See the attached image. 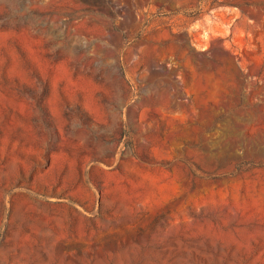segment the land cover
Here are the masks:
<instances>
[{
	"label": "rangeland",
	"instance_id": "1",
	"mask_svg": "<svg viewBox=\"0 0 264 264\" xmlns=\"http://www.w3.org/2000/svg\"><path fill=\"white\" fill-rule=\"evenodd\" d=\"M0 31V264H264V0H0Z\"/></svg>",
	"mask_w": 264,
	"mask_h": 264
},
{
	"label": "bare ground",
	"instance_id": "2",
	"mask_svg": "<svg viewBox=\"0 0 264 264\" xmlns=\"http://www.w3.org/2000/svg\"><path fill=\"white\" fill-rule=\"evenodd\" d=\"M12 34V33H11ZM10 33H6V32H2V31H0V55L2 54L1 53V51L2 50H8V42H9V40L11 39V37L13 36V35H11ZM13 39V38H12ZM10 47V46H9ZM11 53H13L12 51H11ZM11 55V54H10ZM11 66H10V74H11V76H19V77H21V78H24L25 77V74H24V71L22 70V68H21V65H20V63H19V60H18V58L14 55V54H12L11 55ZM27 76V75H26ZM12 94V93H11ZM11 94H2L1 92H0V103H2V104H8V105H12V107L13 106H17L18 105V100L13 96V95H11ZM54 97V96H53ZM53 99V98H52ZM20 102V101H19ZM85 102H86V104L87 105H93L94 104V106H95V104L96 103H98L97 102V98L95 97V93H94V91H93V89H91V90H87V92L85 93ZM20 104V103H19ZM4 106H6V105H4ZM1 107V106H0ZM10 107V106H9ZM52 109H53V111L54 112H57L58 114L60 113L58 110H59V108H58V101H57V98H56V96H55V98L53 99V102H52ZM99 109V108H98ZM98 112H99V110H98ZM62 115V114H61ZM60 114H59V117L61 116ZM108 176H112V174H110V173H108L107 174ZM143 177H145V176H143ZM147 177V176H146ZM151 177V176H150ZM141 178V177H140ZM154 179V178H153ZM142 183L144 184V185H148V186H151V187H153L154 185H155V183H156V181H155V183H154V181L153 180H151V179H149V178H142ZM140 185V184H139ZM144 188V187H143ZM148 190V189H147ZM152 190H153V188H152ZM200 225V224H199ZM208 226V225H207ZM207 226H204V224L203 225H200V227H199V231H201L204 235H205V237H206V239L208 238V239H210L212 242H214L216 239H217V236H218V232L216 233L213 229H211V227H207ZM210 226V225H209ZM198 228V227H197ZM200 233V232H199ZM202 234V235H203ZM256 236V235H255ZM257 237L258 238H260V239H262V240H264V233H258L257 234ZM225 239V243L227 244V245H231L232 246V244L234 245L235 243L236 244H238L237 243V240H236V242H235V240L231 237V236H229V235H226V237L224 238ZM210 241V242H211ZM224 241V240H223ZM215 243V242H214ZM230 246V247H231ZM229 247V246H228ZM240 249L241 248H239V245L237 246V249H236V251L234 252L235 253V255H236V253H238L239 251H240ZM234 253H233V255H234ZM234 255V256H235ZM257 261H258V259H253L252 261H250V263L249 264H257ZM261 261V260H260ZM259 262V261H258Z\"/></svg>",
	"mask_w": 264,
	"mask_h": 264
}]
</instances>
